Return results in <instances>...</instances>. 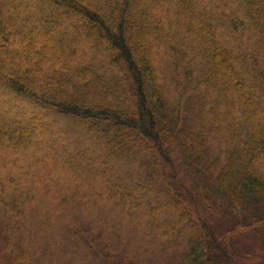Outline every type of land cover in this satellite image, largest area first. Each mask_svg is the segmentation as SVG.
I'll list each match as a JSON object with an SVG mask.
<instances>
[{
	"label": "trees",
	"instance_id": "obj_1",
	"mask_svg": "<svg viewBox=\"0 0 264 264\" xmlns=\"http://www.w3.org/2000/svg\"><path fill=\"white\" fill-rule=\"evenodd\" d=\"M0 264H264V0H0Z\"/></svg>",
	"mask_w": 264,
	"mask_h": 264
},
{
	"label": "rangeland",
	"instance_id": "obj_2",
	"mask_svg": "<svg viewBox=\"0 0 264 264\" xmlns=\"http://www.w3.org/2000/svg\"><path fill=\"white\" fill-rule=\"evenodd\" d=\"M219 224L222 226L221 229H226L228 227V223L220 221ZM237 241L240 243L237 250H239V248H241V249L250 251L253 244H254V238L250 235L241 236L240 239L239 238L237 239Z\"/></svg>",
	"mask_w": 264,
	"mask_h": 264
}]
</instances>
